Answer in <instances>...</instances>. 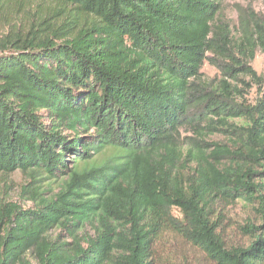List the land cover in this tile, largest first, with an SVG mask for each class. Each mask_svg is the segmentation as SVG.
Wrapping results in <instances>:
<instances>
[{
	"label": "trees",
	"instance_id": "1",
	"mask_svg": "<svg viewBox=\"0 0 264 264\" xmlns=\"http://www.w3.org/2000/svg\"><path fill=\"white\" fill-rule=\"evenodd\" d=\"M42 1L61 20L0 36V176L26 174L34 201L0 200V264H158L167 232L211 264H264V24L240 15L234 36L224 0ZM206 132L231 145L208 152ZM218 201L253 210L246 244L224 240Z\"/></svg>",
	"mask_w": 264,
	"mask_h": 264
},
{
	"label": "rangeland",
	"instance_id": "2",
	"mask_svg": "<svg viewBox=\"0 0 264 264\" xmlns=\"http://www.w3.org/2000/svg\"><path fill=\"white\" fill-rule=\"evenodd\" d=\"M57 5L53 1L42 0H3L0 5V36L7 32L11 24H26L31 20L38 18H54L61 20L62 13L57 9ZM240 15L242 23L248 21L249 28L253 30L254 22L264 24V0H224L220 16L230 25L232 34L239 37L242 35L240 28ZM253 59L250 63L251 67L258 75H262L264 79V49L257 47L253 51ZM202 76L205 79L222 78L219 70L209 61L204 62ZM264 88V85H263ZM242 97H238V102H251L256 97L255 87L248 89L246 86L242 92ZM187 136H193L187 133ZM203 145L208 148V152L212 150L213 144L231 145L228 136L222 132H206L203 136ZM195 164L188 159H183L178 164L180 176L186 178L193 173ZM29 182L26 174L15 172L9 176H0V200L1 202H12L21 206L23 209L33 208L34 201L29 195H21L20 189ZM49 183V185H46ZM44 186L48 193L56 192L58 188L57 182H47ZM51 183V184H50ZM217 216L220 217L219 225L223 233L224 240L231 244H246L247 237L240 234L239 226L248 221L256 219L253 210L241 201L231 204L218 201L216 204ZM172 214L180 216L176 209L172 210ZM158 264L168 261L174 264H211L203 253L183 238L172 233H165L156 245Z\"/></svg>",
	"mask_w": 264,
	"mask_h": 264
}]
</instances>
